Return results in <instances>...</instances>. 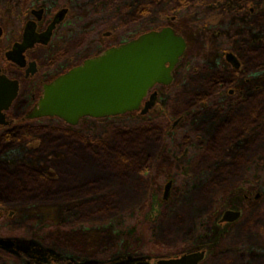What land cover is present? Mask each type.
<instances>
[{"label":"rangeland","instance_id":"obj_1","mask_svg":"<svg viewBox=\"0 0 264 264\" xmlns=\"http://www.w3.org/2000/svg\"><path fill=\"white\" fill-rule=\"evenodd\" d=\"M146 1L0 0V61L21 39V13L31 7L45 8L42 27L70 8L56 38H76L68 48L82 47L85 57L167 27L187 41L173 84L155 88L158 101L146 115L76 127L44 118L61 132L22 141L12 160L17 174L0 166V196L8 199L0 203V241L15 243L0 246V264H157L199 251L201 264H264V0H189L184 11L176 10L179 0H155L154 15L132 22ZM219 80L235 83L213 91ZM28 114L9 113L13 125L0 127V138ZM120 124L143 134L163 125V132L129 130L141 143L118 156ZM19 163L53 180L45 200L17 199L29 186ZM227 210L242 216L219 224Z\"/></svg>","mask_w":264,"mask_h":264},{"label":"water","instance_id":"obj_2","mask_svg":"<svg viewBox=\"0 0 264 264\" xmlns=\"http://www.w3.org/2000/svg\"><path fill=\"white\" fill-rule=\"evenodd\" d=\"M38 13L42 14V11ZM64 14L65 11L59 14L49 31L63 19ZM26 31L29 42L27 46L31 47L36 42L34 27L29 25ZM48 41L49 36L41 42L46 44ZM22 51L19 55H22ZM186 51L185 38L177 35L171 27L143 34L128 43L108 49L101 56L86 60L83 65L45 86L38 106L27 118H58L70 126H77L84 118L105 119L139 111L146 115L155 106L157 92L142 109L145 99L156 86H170L173 83L174 70ZM7 56L14 58L12 60L18 64H24L23 56L17 59L13 52H9ZM226 58L234 67L240 65L234 54L228 53ZM17 91V82L0 75V125L9 124L3 111L9 110ZM170 187L171 183L166 187L164 199L168 198ZM259 198L260 195L255 197ZM241 216L240 211L227 210L220 224L235 223ZM0 246L12 249L15 243L1 240ZM205 258L206 252L199 251L162 259L157 264H201Z\"/></svg>","mask_w":264,"mask_h":264},{"label":"flooded vegetation","instance_id":"obj_3","mask_svg":"<svg viewBox=\"0 0 264 264\" xmlns=\"http://www.w3.org/2000/svg\"><path fill=\"white\" fill-rule=\"evenodd\" d=\"M39 11H42V14H39L38 13ZM62 11H65L63 19H61L60 22L56 24L55 28L49 31L50 27L54 24L55 20ZM70 11H71L70 8L62 7L56 12L53 19L49 23H47L45 27L41 26L42 23L44 22V17L46 13L45 8L31 7L28 8L25 11V13H21V17L23 20L27 18L24 24V29L22 31L21 39L17 40L12 45V48L9 51L5 52V56L2 57L0 61V75L7 77L12 82H17V86H18L16 99L12 103L9 110L3 111V113H5L6 115V121L9 124L0 125V127H11L13 125V120H9V113H29V114L32 113L34 109L38 106L40 99L43 97L45 86L52 84L55 80L67 74L72 69L83 65L86 60L93 59L99 56L97 52L93 53V55H90L92 53L89 52V55L85 57V55L82 53L81 50L82 47L79 48L76 52H74L75 50L70 51L68 45L74 43L76 41V38L68 42L62 39L63 43H59L58 38H56L57 29L63 22H65L66 17L69 15ZM29 25H32L34 27V31H33V34L35 35L34 40L36 39L35 40L36 42L31 47L27 46L29 42H28V34L26 29L28 28ZM48 36H49V41L46 44L42 43L41 41H45V39ZM105 36L108 37L107 34H105ZM86 49H88V47H86ZM21 50H23L22 55H19V52ZM41 50L45 52L44 58L33 55L34 52ZM9 52L16 53L17 59H20L19 56H23L24 64L23 65L18 64L17 62L12 60L14 58L12 59L8 58L7 55ZM227 54L225 55V59L226 62L230 64L226 58ZM240 68L241 65L235 67V70L238 71ZM175 70L173 73V77L175 74ZM29 82L32 85L30 88L31 91L28 90L26 84ZM221 82L224 81L219 80L216 82L217 84L216 91L223 90V85L221 84ZM234 83L235 81L230 82V84L232 85ZM161 87H169V86H161ZM154 93H155V89L149 93L148 97L145 99L142 105V108L150 100L151 96ZM228 94L229 96H233L235 94V90L230 89ZM158 97L159 95L157 93V97L155 99L156 102L158 101ZM17 106H19L20 109H17L16 108ZM28 115L25 117V122L32 121L27 118ZM85 119L100 120L93 118H84L82 120ZM178 123L179 122H177L176 124ZM65 124L68 125L67 123ZM71 127H76V126H71ZM10 129L11 128L7 130L9 131ZM7 130L6 132H8Z\"/></svg>","mask_w":264,"mask_h":264},{"label":"trees","instance_id":"obj_4","mask_svg":"<svg viewBox=\"0 0 264 264\" xmlns=\"http://www.w3.org/2000/svg\"><path fill=\"white\" fill-rule=\"evenodd\" d=\"M189 0H179L178 5L176 6V10L184 11L185 8L189 5ZM159 8V5L157 1L155 0H148L145 3L140 6V8L137 10V15L132 18V22H138L142 18H149L152 15L155 14L156 10ZM131 41L130 39L127 41ZM223 85V83H221ZM232 84L225 82V86L223 85V90L226 88H230ZM217 84H213V91H216ZM219 92V91H216ZM221 92V91H220ZM44 119H36L32 121H26L18 126L13 127L8 132H5L2 134V137L0 138V166L4 167V172H12L13 164L12 160L17 158V155H20V143L24 140L29 139L30 137H33L37 134H42L45 132H61L60 129H53L51 127L46 126L44 123ZM129 124H120L116 128V132L118 133V136L115 140V153L118 154V156H121L124 154V152L131 148L132 146H136V144L141 143L140 136L131 138L127 137L129 136V130H137L138 133L141 132V135H147L149 137H155L158 133L163 132V125L161 127H155L154 125H149L148 128L144 131L142 127H137L136 129H130ZM129 128V129H128ZM121 132H124V134H120ZM66 139L74 140L76 139L74 136L70 135L69 133H66V136H64ZM127 137V138H126ZM142 137V136H141ZM11 162V163H9ZM18 168L22 171H24V175H26L25 182L29 183V186H27L28 190H24L21 188L19 191L18 198H22V201H32V200H45L47 197L46 189L49 192H52V189H49L48 185L52 183L53 180L46 177V175L31 170L29 171L25 165L20 164L18 165ZM13 173V172H12ZM17 174L18 172H14ZM13 173V175H15ZM22 194V195H21ZM4 200H8L2 196H0V203H2ZM220 224V223H219Z\"/></svg>","mask_w":264,"mask_h":264}]
</instances>
